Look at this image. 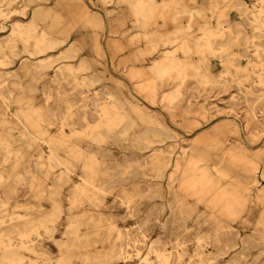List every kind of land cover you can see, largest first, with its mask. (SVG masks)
Returning a JSON list of instances; mask_svg holds the SVG:
<instances>
[{
    "label": "bare ground",
    "instance_id": "1",
    "mask_svg": "<svg viewBox=\"0 0 264 264\" xmlns=\"http://www.w3.org/2000/svg\"><path fill=\"white\" fill-rule=\"evenodd\" d=\"M84 1L89 12L97 7L94 0ZM104 2L112 4L104 19L90 14L85 20L95 30L98 56L109 54L113 60L136 43L147 44L146 54L172 45L148 70L135 68L130 74L141 78L138 87L152 105L160 101L176 107L184 88L203 91L196 127L215 126L199 137L198 145L183 149L175 158L170 147L164 158L160 144L173 137L168 127H140L139 121L154 118L146 108L108 85L95 88L104 77L92 70L86 56L79 57L76 23L70 19L65 23L56 10L59 3L77 6L79 0H0V264H73L76 260L110 264L131 258V250L138 259L134 264H183L187 249L182 239L177 237V244L161 237L148 240L147 221L137 228L143 238H130L131 233L117 226L112 216L91 210L68 216L67 240L57 241L60 254L53 258L41 240L54 236L64 213L61 189L72 181L78 166L81 180L71 190L70 209L84 204L98 208L115 189L122 193L121 202L133 209L138 193L129 191L126 182L139 175L164 177L171 162V183L181 175L200 201L222 207L229 217L241 213L254 188L259 189L257 196L264 193L256 161L261 154L257 149L264 148V0H212L209 15L184 0ZM230 2L239 12L237 17L228 9L213 14ZM159 19L171 21L172 28L160 29ZM144 55L140 51L138 59ZM189 81L195 85H188ZM164 85H171L170 91L160 94ZM231 88L237 93L228 107L217 108L209 101V93L219 95ZM40 92L43 104L38 102ZM191 103L188 100L187 105ZM240 104L243 107L237 108ZM55 124L61 129L57 133L51 130ZM226 133L235 134L238 143L220 148L222 155L212 152L224 145L221 138ZM81 138L90 141L88 147L82 146ZM124 141L129 145L124 147ZM110 142L134 149L118 162L107 147ZM41 143L47 145L46 152ZM19 186L37 188L36 198L47 197L53 205L39 213L11 211ZM180 203L169 207L181 208ZM260 218L264 225V211ZM107 221L117 234L110 249L82 254L104 240L99 226ZM204 241L219 242V238L211 232L197 236L195 255L201 264H209L211 259L201 249ZM229 264L241 261L234 257Z\"/></svg>",
    "mask_w": 264,
    "mask_h": 264
},
{
    "label": "rangeland",
    "instance_id": "2",
    "mask_svg": "<svg viewBox=\"0 0 264 264\" xmlns=\"http://www.w3.org/2000/svg\"><path fill=\"white\" fill-rule=\"evenodd\" d=\"M97 7L89 10L84 7L85 1L79 0L80 3L77 6H66L63 3H59L56 6V10L64 17L65 23L68 19L76 23L75 35L80 39L79 57L86 56L91 63L92 70L98 72L104 79L96 85L95 88L102 89L105 85H108L119 94L123 92L125 96L130 97L134 101L140 103L153 115V120L139 121L140 127H156L158 124L166 125L170 130L173 137L165 138V142L160 144L164 151L161 152L162 156L166 158L169 153L167 150L170 147L174 148L172 157H176L181 153L183 149H188L192 145H198L199 137L210 131L215 124L202 125L196 127L201 120L199 110L203 103V91L190 90L184 88L182 90L183 96L181 102L176 107H166L162 102L157 101L155 105H152L150 100L146 97L145 91L138 87L141 78L133 77L130 74L131 69L148 70L150 65L164 53V49L172 47L163 46L160 51L146 54L147 44L136 43L131 47L118 52L116 57L111 60L109 54H105V58L99 57L93 41L95 40L94 28L87 24L85 21L87 15L96 14L104 19V15L107 13V8H112V4L105 3L104 0H94ZM233 1V0H232ZM247 2L254 3L255 0H245ZM188 6H197L204 9L207 15L211 14L210 8L212 6V0H184ZM231 2L227 3V6L222 5L221 9L214 12L215 15H222V10L228 9L233 16L237 17L239 12L231 6ZM227 7V8H226ZM216 22V18H213ZM160 29H171L173 24L171 21L159 19L158 21ZM135 31L131 32V36ZM127 45V42H126ZM238 47V46H236ZM144 52L143 58L138 59L139 52ZM77 57L73 60V63H77L79 60ZM195 85L194 81H189L188 85ZM171 85H164L160 89L161 93L170 91ZM237 93L235 88H231L226 92H222L218 95L216 92L209 93L208 98L210 102L215 103L217 108L228 107L231 104L232 96ZM77 95L80 94L77 92ZM188 100L192 103L187 105ZM38 102L43 104L44 98L42 93L38 94ZM243 107V104L238 105L237 108ZM243 110V109H242ZM53 133L59 132V124L51 126ZM65 130L69 132V128L65 127ZM264 131V129H263ZM264 133V132H263ZM235 134H228L222 136V142L224 145L218 146L216 149L211 150L222 155L220 148L228 149L234 146L237 141ZM82 146L88 147L90 141L87 138H81ZM125 142V143H124ZM123 146L129 145L128 141H124ZM107 147L113 151L115 159L123 161L125 153L131 154V150L121 149L119 143H107ZM41 148L46 152L48 150L45 143H41ZM261 150L260 156L256 158V161L260 164V172L258 177L260 179L261 187L264 186V148L261 146L257 150ZM138 153V152H137ZM137 156L136 154H133ZM130 157H133L130 155ZM226 159L230 162L232 159L230 155L225 153ZM171 164L166 168L164 177H157L151 175H139L134 179H130L126 182L125 187L129 191H137L135 195L134 208H127L121 202L122 193L119 189H115L109 192L105 196V200L98 208H94L90 204H84L82 207L70 209L69 196L73 186L76 182L81 180V168L78 166L76 171L72 174V181L65 185L61 189V201L64 208V213L60 219L57 230L52 238L45 237L42 243L47 247L50 255L56 258L60 254V247L57 241L67 240L65 234L68 225V216L81 214L87 210L101 212L106 216H112L114 222L123 231L130 232V238L142 239L143 235L137 231L138 225L147 221L145 230L147 231L148 240H153L157 237L162 239H172L173 244H177L175 240L177 237L185 241L187 254L184 256L183 264H201L199 257L196 253V239L197 236H205L211 232L213 235L219 238L218 241H204L203 251H205L210 258L209 264H229L234 258L238 257L241 264H264V225L260 223V217L264 211V193L258 194V188H254L251 197L247 200V204L242 209L241 213L235 217H229L225 210L213 207L214 205L200 201L198 195L192 192L191 189L186 188L184 179L181 175H178L174 182L169 180L170 174L173 172L174 166ZM238 164V163H237ZM181 174V173H180ZM226 182L228 180H225ZM37 188L30 186H19L16 188L15 196L12 200V204L9 209L11 211H17L18 213H26L27 210L34 212H41L49 210L53 205L47 198H36L38 194ZM181 208H170L169 204L179 206ZM216 214L218 217H212L211 214ZM177 214L183 215V217H177ZM86 227L83 228V230ZM99 230L104 238L102 242L96 244V246H89L87 249L81 251L82 254H90L96 252L103 254L110 249L116 240L117 234L112 231L110 224L105 222L99 226ZM232 245V248L226 249V244ZM95 247L97 250L95 251ZM185 249V250H186ZM130 256L125 259L114 261L110 264H134L138 259L135 258V252L131 250ZM31 256H36L30 253ZM134 256V257H133ZM73 264H87L76 260Z\"/></svg>",
    "mask_w": 264,
    "mask_h": 264
}]
</instances>
